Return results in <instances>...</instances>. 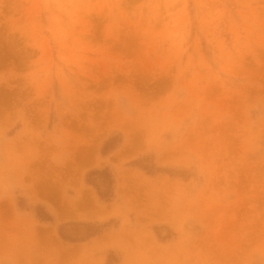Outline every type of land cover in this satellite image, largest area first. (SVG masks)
Segmentation results:
<instances>
[{
  "label": "rangeland",
  "instance_id": "rangeland-1",
  "mask_svg": "<svg viewBox=\"0 0 264 264\" xmlns=\"http://www.w3.org/2000/svg\"><path fill=\"white\" fill-rule=\"evenodd\" d=\"M0 264H264V0H0Z\"/></svg>",
  "mask_w": 264,
  "mask_h": 264
}]
</instances>
